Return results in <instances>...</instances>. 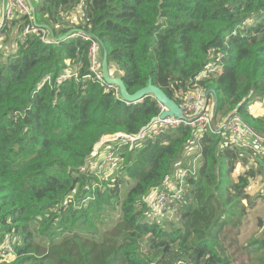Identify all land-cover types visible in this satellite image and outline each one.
Returning a JSON list of instances; mask_svg holds the SVG:
<instances>
[{"label":"trees","instance_id":"obj_1","mask_svg":"<svg viewBox=\"0 0 264 264\" xmlns=\"http://www.w3.org/2000/svg\"><path fill=\"white\" fill-rule=\"evenodd\" d=\"M30 2L36 23L56 38L72 29L98 37L129 94L151 83L173 100L203 88L216 100L215 124L235 111L264 134V116L249 111L264 97V0ZM78 8L81 22L67 25ZM27 23L18 14L2 30L16 33L15 50L0 58V248H11L2 264H264V222L250 226L243 203L259 172L233 177L247 159L222 133L206 134L189 153L191 129L159 128L122 146L111 177L81 172L104 135L138 134L158 115L157 101L115 99L89 71L90 40L20 39ZM208 63L221 73L200 79ZM67 68L77 77L59 80ZM197 155V175L172 206L178 219L150 218V192L177 161Z\"/></svg>","mask_w":264,"mask_h":264},{"label":"built area","instance_id":"obj_2","mask_svg":"<svg viewBox=\"0 0 264 264\" xmlns=\"http://www.w3.org/2000/svg\"><path fill=\"white\" fill-rule=\"evenodd\" d=\"M18 14L28 19L27 25L20 34V39H23L29 33H35L39 35L40 40L46 44L58 43V41L50 37L45 27L38 25L34 20L30 0H3L2 3H0V37L1 30L5 23L12 21ZM85 38L91 41L89 47V71L94 76L92 78L100 82L101 85H105L106 83L102 77L101 60L96 54L99 45L96 41L88 37ZM221 69V66L208 63L201 72L200 79L208 78L214 73L220 74ZM71 76L77 77V73L67 68L65 74L60 76L59 80ZM86 77L89 79L90 76L87 75ZM106 86L114 90L115 99L124 101L126 105L137 103L125 101L117 87L107 84ZM206 93V90L199 87L194 88L192 91L176 92L173 101L181 110V114L178 117L166 116L160 118V113L166 108L160 102H157L159 108L158 115L152 118L138 134L118 132L111 135H104L96 144L94 151L89 157V159L91 157L93 158L92 164L89 167L86 165V167L81 168V172L85 173L89 170L90 174L106 176L101 172H104V174L108 171L110 172L122 162V153L120 152L122 146L126 145L131 149L152 126H155L156 130L159 128H175L181 125L191 129L193 136L196 138V142L195 147L189 149V153L197 148H201L200 140L203 139L206 134L222 133V135L226 136L224 145L231 149L238 150L240 157L246 158L247 162L250 157L255 163H264V134L254 131L235 111L230 113L220 123L215 124L214 109L216 100L210 95L209 91L208 94ZM220 128H222L221 131H219ZM193 158L194 159L188 162L187 165H185V163L183 164L181 160L177 161L171 172H169L163 180L160 188L153 189L150 192L149 196L145 199L147 207L150 208L148 210V216H150V218L159 220L164 219L163 217L166 216L168 212L170 213L173 211V205L184 201L188 182L197 175L200 166L201 157L197 155ZM6 251H11L8 244L5 249L2 247L0 248V256Z\"/></svg>","mask_w":264,"mask_h":264},{"label":"rangeland","instance_id":"obj_3","mask_svg":"<svg viewBox=\"0 0 264 264\" xmlns=\"http://www.w3.org/2000/svg\"><path fill=\"white\" fill-rule=\"evenodd\" d=\"M31 1V0H30ZM81 17L82 13L81 10L78 8L75 10L74 13H72L68 18H67V25H77L81 22ZM66 19V17H65ZM3 30V29H2ZM1 30V37H0V58H4L8 53L12 52L15 50L16 44L14 43L13 39L16 36V33L14 30L9 29V36L3 34ZM98 57L101 58V53L99 51ZM69 69V68H68ZM108 73L112 78H119L121 75L120 70L116 67L115 64H109L108 65ZM211 98V96H210ZM255 109H261V113L256 111ZM249 111L254 117H263L264 116V97L263 99L259 100H254L250 105H249ZM156 131L155 126L150 127L145 133V135L150 134L151 132ZM222 137H226L223 135ZM226 139V138H225ZM93 158L91 157L88 161L87 167H89L92 164ZM248 167H252L253 169L256 170V172H259L258 175H256L254 178H252L250 185L247 189L248 194H249V200L243 201V203L247 206V218L248 221L250 222V226H253L259 219H262L263 222V217H264V163H255L250 157L248 162L243 165L242 163H238L235 169V173L233 175L234 178H236V175L242 173L245 169ZM117 167L113 169L112 171H108L107 173L103 175H106V177H111L114 175ZM93 170V169H92ZM130 182V181H129ZM131 183V182H130ZM173 211L163 218L166 217V219H171L172 221L177 220V207L172 208ZM243 229H239V231H242ZM234 236V229L232 230L231 237ZM7 261H0V264L3 262H10L11 257H5Z\"/></svg>","mask_w":264,"mask_h":264},{"label":"water","instance_id":"obj_4","mask_svg":"<svg viewBox=\"0 0 264 264\" xmlns=\"http://www.w3.org/2000/svg\"><path fill=\"white\" fill-rule=\"evenodd\" d=\"M33 18H34V13H33ZM34 20H35V18H34ZM42 27H45L48 30L50 37L55 41L65 40V39L71 37L72 35H75L76 33H80V34L84 35L85 37H88V38L96 41L98 43V45L100 47V51H101V70H102L103 80L107 85L117 87L120 91L122 98L125 101L138 102L143 97H145L146 95H150V96H153V98L157 102H160L166 108L162 113H160V115H159L160 118H164L166 116L178 117L181 114V110L179 109L178 105L172 99L168 98L166 96V94L161 89L153 86L151 83H149L146 87L139 89L134 94H129L126 90V87H125L123 80L120 77L119 78H112L109 75V73H108L109 63L107 60V53H106L105 47L103 45V42L98 37H96L95 35L91 34L90 32H87V31L72 29V30L68 31L67 33H65L64 35H62L61 37L56 38L48 26L42 25ZM210 92L214 93L213 90H210ZM206 94H208V91ZM237 109H238V107H237ZM221 130H222V128L219 129V131H221Z\"/></svg>","mask_w":264,"mask_h":264},{"label":"crops","instance_id":"obj_5","mask_svg":"<svg viewBox=\"0 0 264 264\" xmlns=\"http://www.w3.org/2000/svg\"><path fill=\"white\" fill-rule=\"evenodd\" d=\"M3 0H0V3H2ZM256 111H258L259 113H261V109H255Z\"/></svg>","mask_w":264,"mask_h":264}]
</instances>
